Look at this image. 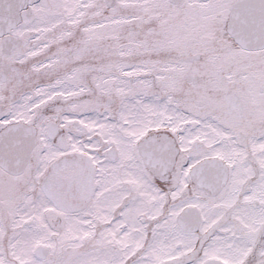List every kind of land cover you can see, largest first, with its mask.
<instances>
[{
  "label": "snow or ice",
  "instance_id": "snow-or-ice-1",
  "mask_svg": "<svg viewBox=\"0 0 264 264\" xmlns=\"http://www.w3.org/2000/svg\"><path fill=\"white\" fill-rule=\"evenodd\" d=\"M0 264H264V0H0Z\"/></svg>",
  "mask_w": 264,
  "mask_h": 264
}]
</instances>
